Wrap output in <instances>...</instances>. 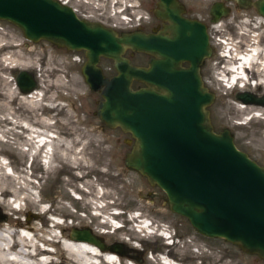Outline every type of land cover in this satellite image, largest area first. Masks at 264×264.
Masks as SVG:
<instances>
[{"label":"rangeland","instance_id":"1","mask_svg":"<svg viewBox=\"0 0 264 264\" xmlns=\"http://www.w3.org/2000/svg\"><path fill=\"white\" fill-rule=\"evenodd\" d=\"M117 1L113 5L111 0L98 1L103 4L98 8L100 11L88 12L80 2L77 6L81 13H103L107 21L113 22L105 13H111L109 10L118 5ZM136 1L144 13L141 0ZM179 1L203 16L213 0ZM229 9L231 17L235 14L231 23L212 25L207 30L213 51L200 65L202 82L214 95L207 109L213 128L227 127L235 146L264 166V111L247 122L252 113L239 114L234 105L237 92L264 96L262 85L247 84L228 91L214 81L215 72L224 64L219 54L218 38L241 27V20L245 17L241 14H258L253 5L240 8L230 3ZM143 20L139 22L143 23ZM259 32L264 44V26L258 28ZM125 55L132 63L146 62L144 53L126 50ZM83 59L81 50H68L43 39L31 41L18 27L0 20V182L7 190L1 194L0 187V198L9 200V205L0 202V211L6 215L0 221L12 223L18 220L42 235L49 228H58L60 235L52 244L58 249L53 255L55 264H63V257L68 259L66 264L88 257L85 258L83 248L79 251L74 248L71 253L62 250L61 240L70 239L72 226L88 227L106 244L119 241L126 245L127 251L133 253L132 259L125 254L101 250L109 260L120 258L121 264H126L127 259L132 264H163L157 260V254H167L168 250L182 257L176 259L169 255L178 264H264L257 255L244 252L223 238L196 232L185 217L168 208L165 194L158 186L150 185L143 175L124 166L123 155L132 139L118 127H107L97 116L100 95L83 80L79 69ZM99 65L105 74L113 73L111 61L99 62ZM19 69L29 71L35 80V86L30 89L35 91L34 101L38 100L35 107L29 103L32 97L27 96L28 100L24 97V93L30 90L21 91L15 84ZM7 102L8 105H4ZM32 119L38 130L55 135L52 140L55 147L53 158L57 163L55 170L46 168L47 163L42 161L41 155H34L33 148L30 150V145L20 139L19 134L24 133L22 129L13 125L15 120ZM63 152L67 159L59 155ZM38 203L48 205L46 211L39 213ZM12 204L21 209H13ZM100 206L103 207L99 209ZM136 211L143 217V227L134 225L132 215L129 217ZM47 213L58 215L61 223L50 226ZM120 223V228H112ZM167 234H170L171 242H168Z\"/></svg>","mask_w":264,"mask_h":264},{"label":"water","instance_id":"2","mask_svg":"<svg viewBox=\"0 0 264 264\" xmlns=\"http://www.w3.org/2000/svg\"><path fill=\"white\" fill-rule=\"evenodd\" d=\"M235 1L240 8L252 4L264 16V0ZM183 12L179 0H156L152 13L167 22L162 28L118 31L77 17L57 0H0V20L18 27L25 38L82 50L80 73L100 95L97 116L132 139L124 166L158 186L168 208L196 232L223 238L264 260V166L235 146L227 127L214 131L207 109L214 95L200 74L211 52L206 24ZM227 13L219 1L209 7L211 22ZM126 50L151 57L135 64ZM100 57L111 60V75L103 72ZM15 84L26 92L35 80L19 69ZM236 97L264 104V96L237 92ZM5 217L0 211V219ZM69 238L133 256L123 243L106 244L88 227L72 226Z\"/></svg>","mask_w":264,"mask_h":264},{"label":"bare ground","instance_id":"3","mask_svg":"<svg viewBox=\"0 0 264 264\" xmlns=\"http://www.w3.org/2000/svg\"><path fill=\"white\" fill-rule=\"evenodd\" d=\"M200 1L204 2L208 0H200ZM100 7L101 6L98 4L93 10L99 11L98 8ZM233 16L235 17V14ZM233 16L231 17V15L227 13L224 17H220L216 22H214L213 26L222 25V24L227 25L231 23L232 19L234 18ZM241 16H245L246 18V20L243 23H241L243 25L249 24L250 23L249 21H251L252 23H255V22L256 24L260 23L262 24V26H264V16H262L259 13L258 14H241ZM107 17H111L113 19L116 18L115 15H109V14L107 15ZM254 37L255 36H251L247 31L244 30L240 33V36L236 41H229L228 37H222L223 39L219 40L220 46L221 47L223 46L222 50H224L225 53L226 51H228L229 58L224 57V55H220L224 64L223 66L219 67L218 71L215 72L214 81L216 84H218L219 86H223L219 80V77L222 80H226L225 83L237 82L239 80L238 78L239 76L247 75L246 72L249 73L248 68L252 69L250 66H253V67L255 66L256 71H257V72L255 71V75L258 73L256 79L259 82H263L262 85H264V44L260 43V37L258 41L254 42ZM228 43L231 45V47L233 46V49H235V52L231 51V48H229L230 46L228 45ZM235 84L236 83H234L233 85ZM262 88L264 90V87ZM34 93L35 91H32V90H30L29 93H24L25 94L24 97L26 99H27V96L32 97L29 99L30 100L29 103H31V105L33 106L36 105V102L38 101V100L34 101V98H33L35 96ZM4 105H8V102ZM234 105H235L236 110H239L238 111L239 114H241V112H245L248 114L252 113L250 117H247V120H248L247 122H249L253 117L260 116L262 111H264V104H259V103L257 104L255 102H243V101H240L239 98L236 99V102H234ZM13 122H14L13 123L14 126L20 127L22 129V132H24V133L19 134L20 135L19 137L22 140V142L30 145L31 147L30 150H32L33 148L32 153H34V155L36 154L41 155L42 161L47 163L46 168L49 170L56 168L57 163L54 162V158H53V152L55 151V147L53 145L54 143H52V140L55 135L45 130H42V131L38 130V128H36L37 126L33 124L35 122V120L33 119L31 121L15 120ZM244 122L246 121H241L240 123L245 124ZM59 155L62 156L64 159H67L66 157L67 155L65 152ZM72 163H73V160H72ZM0 187L2 188L1 194L7 193L6 188L4 186L2 187L1 182H0ZM0 202L5 203L6 205H9V200H5L4 198H0ZM37 205H38L39 213H43L44 210L46 209V206L41 205L39 203ZM103 206H100L99 209H101ZM13 209L16 210V208L14 207ZM20 209L21 207H17V210H20ZM48 218L51 220V222L56 220L55 217H52V218L48 217ZM53 224L56 225L55 223ZM136 225L143 227L144 224L138 223ZM12 226H23L25 228H31L30 225H27L26 223H22L18 220H14L12 221V223H9L7 221L6 222L0 221V264H40L39 263L40 261L38 260V258L35 257L36 253L38 252L43 255V256L41 255L40 257L41 259L46 258L45 264H55L56 259H55V256L53 255L56 254L58 249L56 250V248H52V250L48 251L49 248L47 247L48 250L42 251L40 248H38L35 245V238H38L39 233L38 234L33 233L35 237L33 238L32 237L33 235H31V233H28L26 230L14 229ZM46 234H48V238H49L48 240H51L52 237L57 239V233L55 229L49 228V230L46 231ZM61 248L63 251L67 253H71L74 248L77 249L78 251L80 248L85 249L83 250L84 252L83 251L82 252L85 254V258H86V255L88 257L85 260L76 259L73 261V264H114L115 262H117V264L122 263L120 258L118 257L116 258L117 259L116 261L109 260V258H106V256L102 254L103 251L98 249L94 244L84 241V240H75L71 238L62 239ZM169 255L176 259L182 258L180 255H174L171 250H168L167 254L163 253L159 255L158 253L157 260L162 263L164 262V264L165 263L166 264H178L177 261L173 260ZM90 258H92V260H90ZM67 260H68L67 257H63V264H66ZM127 260L124 261L126 264H132L130 261H127Z\"/></svg>","mask_w":264,"mask_h":264},{"label":"flooded vegetation","instance_id":"4","mask_svg":"<svg viewBox=\"0 0 264 264\" xmlns=\"http://www.w3.org/2000/svg\"><path fill=\"white\" fill-rule=\"evenodd\" d=\"M67 1L69 3L77 2V0H67ZM155 1L156 0H141V5L144 8V13L145 14H144L143 23L139 26V28L143 29L146 32H155L158 29L162 28L163 25L167 23L166 21L160 20L159 18H157L152 13V9L155 6ZM214 1L221 2L223 5H225L228 8V11H230V9H229L230 8V3H232L234 6L238 7V5H237L235 0H213L212 2H214ZM250 1L252 2L254 0H250ZM250 5H252V4H250ZM182 14L184 16H186V17H189V18H197L199 20H202L203 22H205V24L207 26V30H208V27H211L213 25L210 22L209 8H208V12L207 13H202L203 14V16H202L201 14L192 12L190 9H187L184 6V12ZM208 34H209V32H208ZM212 51H213V48L211 46V53H212ZM211 53H210V55H211ZM145 56H146V61H147L151 57V54H147L146 53ZM104 61H110V60L108 58H104V57L99 58V62H104ZM182 64L186 65L187 62L184 61V62H182Z\"/></svg>","mask_w":264,"mask_h":264},{"label":"built area","instance_id":"5","mask_svg":"<svg viewBox=\"0 0 264 264\" xmlns=\"http://www.w3.org/2000/svg\"><path fill=\"white\" fill-rule=\"evenodd\" d=\"M78 14H80L81 16H84V17H92L93 16V14H85V13H78ZM100 15H98L96 18L101 20V21H106L104 16L103 15L100 16ZM121 17H122V19H118V18L113 19L112 18L111 20L113 22H109V21H106V22L111 24L112 26H132V24L134 25L138 22L137 20L132 19L130 15L125 14V13L121 14ZM115 21H116V23H115Z\"/></svg>","mask_w":264,"mask_h":264}]
</instances>
